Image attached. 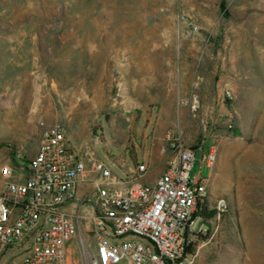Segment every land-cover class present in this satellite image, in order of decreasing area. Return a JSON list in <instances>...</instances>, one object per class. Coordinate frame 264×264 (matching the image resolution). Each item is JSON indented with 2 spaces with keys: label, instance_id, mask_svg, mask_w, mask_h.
I'll use <instances>...</instances> for the list:
<instances>
[{
  "label": "rangeland",
  "instance_id": "rangeland-1",
  "mask_svg": "<svg viewBox=\"0 0 264 264\" xmlns=\"http://www.w3.org/2000/svg\"><path fill=\"white\" fill-rule=\"evenodd\" d=\"M41 121L119 178L144 161L154 181L169 135L197 149L191 175L230 210L193 264H264V0H0V150L34 145ZM79 195L67 264L97 244L94 193Z\"/></svg>",
  "mask_w": 264,
  "mask_h": 264
},
{
  "label": "built area",
  "instance_id": "built-area-1",
  "mask_svg": "<svg viewBox=\"0 0 264 264\" xmlns=\"http://www.w3.org/2000/svg\"><path fill=\"white\" fill-rule=\"evenodd\" d=\"M40 125L39 150L30 160L28 177L13 181L12 169L2 170L9 181L0 198V259L21 249V259L13 264H67V247L79 232L81 217L65 208L76 204L78 183L91 176L95 197L89 218L97 244L88 264L194 263L196 253L188 254L187 248L196 234L206 232L196 213L209 199L207 179L191 175L197 149L169 135L176 156L155 182L144 162L119 178L76 147L64 125ZM214 161V153L201 159L205 165ZM226 208L220 201L219 212Z\"/></svg>",
  "mask_w": 264,
  "mask_h": 264
},
{
  "label": "crops",
  "instance_id": "crops-1",
  "mask_svg": "<svg viewBox=\"0 0 264 264\" xmlns=\"http://www.w3.org/2000/svg\"><path fill=\"white\" fill-rule=\"evenodd\" d=\"M42 134V133H41ZM41 138V135H40ZM40 138L39 140L37 139V141L34 143V145L29 146L28 148L25 147V144H20L19 147L17 148V151L13 152V153H9L8 151H2L0 150V198L6 194V185L7 182L9 181V178H11V180L13 181H17V182H23L29 175V163L30 160L33 159L38 150H39V145H40ZM17 156L19 157V159L22 161L23 165L19 166L16 163V158ZM144 162V161H143ZM148 169H149V173H150V181L151 182H155L156 179L165 171H164L153 181L151 179V171H150V165L149 163H147ZM5 167H10L12 169V175L7 178L3 175L2 170ZM158 167H155L154 170L156 171ZM90 178H92L91 176L80 181L78 183V185L80 186V189L77 190V202L76 204H71L68 205L65 209L67 212H69V210H72L76 208H78V204L82 205L83 200L80 199L79 201V194L88 196L89 192H93L94 193V197H95V189H94V185L91 182ZM84 185V186H83ZM82 187V188H81ZM87 194H84L86 193ZM78 203V204H77ZM69 245V244H68ZM68 250V247H67ZM22 252L21 249H12L10 251H8L1 259H0V264H6L13 256H15V252Z\"/></svg>",
  "mask_w": 264,
  "mask_h": 264
},
{
  "label": "trees",
  "instance_id": "trees-1",
  "mask_svg": "<svg viewBox=\"0 0 264 264\" xmlns=\"http://www.w3.org/2000/svg\"><path fill=\"white\" fill-rule=\"evenodd\" d=\"M229 210H230V207L227 205V208L224 212H217L216 209L210 208L209 199H206L204 201V203L199 206L198 211L196 213V216H199L200 218H202L205 226H208L210 228V222H211V220H213L215 218V216L218 215L219 218L221 216H225L229 212ZM208 233H209V231H207L206 234H208ZM195 236L198 238L197 240H201V239H199V237L200 238L203 237L201 234H196ZM203 238H205V237H203ZM197 240L193 241L189 245V247L187 248L188 254H194L195 253Z\"/></svg>",
  "mask_w": 264,
  "mask_h": 264
},
{
  "label": "bare ground",
  "instance_id": "bare-ground-1",
  "mask_svg": "<svg viewBox=\"0 0 264 264\" xmlns=\"http://www.w3.org/2000/svg\"><path fill=\"white\" fill-rule=\"evenodd\" d=\"M40 99V98H39ZM38 109H39V107H38ZM37 111V104L35 105V107H34V113Z\"/></svg>",
  "mask_w": 264,
  "mask_h": 264
}]
</instances>
